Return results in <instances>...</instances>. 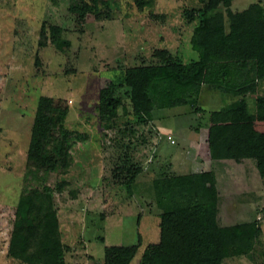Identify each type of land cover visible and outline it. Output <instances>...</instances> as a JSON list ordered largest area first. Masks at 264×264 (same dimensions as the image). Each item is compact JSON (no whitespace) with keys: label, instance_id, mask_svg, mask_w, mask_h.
<instances>
[{"label":"rangeland","instance_id":"obj_1","mask_svg":"<svg viewBox=\"0 0 264 264\" xmlns=\"http://www.w3.org/2000/svg\"><path fill=\"white\" fill-rule=\"evenodd\" d=\"M257 2L264 4L222 6L227 27ZM203 6L201 0H146L143 6L137 0H0V264H25L8 254L15 211L27 189L45 185L55 193L68 261L90 264L88 256L102 264L106 245L134 244L141 233L132 261L140 264L147 245L160 240L159 217L170 206L163 176L202 170L216 174L221 225L256 219L262 228L250 253L224 264H264V177L257 161L264 155V120L256 114L264 83L247 94L251 120L207 128L198 119L208 114L190 105L157 108L152 122L140 123L124 98L127 108L120 107L111 127L99 111L101 89L124 83L128 67L156 62L157 49L184 62L199 58L191 38ZM44 96L66 109L67 170L27 166ZM239 97L204 86L200 103L213 111ZM125 162L143 167L132 193L123 181Z\"/></svg>","mask_w":264,"mask_h":264},{"label":"trees","instance_id":"obj_2","mask_svg":"<svg viewBox=\"0 0 264 264\" xmlns=\"http://www.w3.org/2000/svg\"><path fill=\"white\" fill-rule=\"evenodd\" d=\"M201 16L191 38L199 58L184 62L169 49H157L156 62L128 67L125 82L100 91L99 111L107 127L113 126L123 100L129 99L140 123L152 122L155 109L190 105L207 117L200 127L222 121L251 120L247 94L264 83V4L257 2L235 14L229 28L221 9L232 0H201ZM143 6L146 0H137ZM55 29H59L55 27ZM204 86L230 96L218 110L201 106ZM256 114L264 120V93L257 95ZM66 109L44 96L40 99L28 151V169L57 171L70 167L63 145L62 126ZM264 177V155L258 157ZM129 192L143 167L125 162L121 166ZM163 190L170 206L160 214V240L145 248L140 264H224L227 257L250 253L262 234L255 219L247 224L221 225L218 221L220 193L213 170L170 172L163 176ZM54 190L27 189L15 211L8 254L25 264H77L66 259ZM142 245L105 246L104 264H130Z\"/></svg>","mask_w":264,"mask_h":264},{"label":"crops","instance_id":"obj_3","mask_svg":"<svg viewBox=\"0 0 264 264\" xmlns=\"http://www.w3.org/2000/svg\"><path fill=\"white\" fill-rule=\"evenodd\" d=\"M212 125V124H211ZM209 148L211 149V147L209 146ZM213 148V147H212ZM160 218V217H159ZM160 222V221H159ZM160 233H161V231H160ZM85 258V257H84ZM84 260V259H83ZM83 260L81 259L80 260V262H78V261H73V262H76L77 264H84V262H83ZM87 262H89L90 264H94L93 262H95L96 260L94 259V258H89L88 256L86 257V259H85ZM82 261V262H81ZM133 261V260H132ZM98 264H100V263H98ZM102 264H104V262L102 263ZM130 264H132V262L130 263Z\"/></svg>","mask_w":264,"mask_h":264},{"label":"built area","instance_id":"obj_4","mask_svg":"<svg viewBox=\"0 0 264 264\" xmlns=\"http://www.w3.org/2000/svg\"><path fill=\"white\" fill-rule=\"evenodd\" d=\"M172 142H175V139H172Z\"/></svg>","mask_w":264,"mask_h":264}]
</instances>
